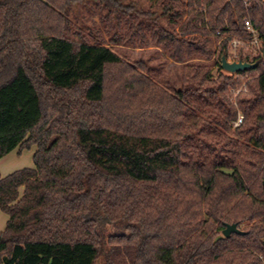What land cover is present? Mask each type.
Returning <instances> with one entry per match:
<instances>
[{"label": "trees", "instance_id": "1", "mask_svg": "<svg viewBox=\"0 0 264 264\" xmlns=\"http://www.w3.org/2000/svg\"><path fill=\"white\" fill-rule=\"evenodd\" d=\"M246 19L264 40V0H0V159L36 147L0 173V264H264V58L234 77L213 49Z\"/></svg>", "mask_w": 264, "mask_h": 264}, {"label": "rangeland", "instance_id": "2", "mask_svg": "<svg viewBox=\"0 0 264 264\" xmlns=\"http://www.w3.org/2000/svg\"><path fill=\"white\" fill-rule=\"evenodd\" d=\"M124 1L126 3H129L131 1H137L140 4V6L146 9L156 10L158 13H161V3L163 0H124ZM83 11L85 12V10ZM86 15L91 20L94 19L97 22H99L98 21L99 14L97 11L96 13L86 12ZM162 20L164 21V24H167L168 22L167 20H165L164 18ZM97 26L100 25L98 24ZM218 47H219V41L215 43L213 49L217 50ZM115 49L117 50L118 53H120L121 55L125 56L126 58L132 61L138 59H144L148 61L149 65L151 66L152 69L151 73L153 74V76L157 75L156 79L162 85L166 86L170 90L176 89L181 85L182 66L180 64H177L172 59H170L168 54L164 50L157 48L153 45L146 46L145 48H134L132 46H127V45H117L115 46ZM217 60H218V55H215L213 56L212 59L206 62L216 63ZM261 66H264V60L261 62ZM218 68H219L218 66H215L213 68L212 74L214 76L218 75ZM236 76L237 75L234 74V77ZM241 78L243 79L244 83L240 87H242L247 80H250L252 76L251 74H247L241 76ZM234 100H236V98ZM34 153L35 152L33 147L31 149H25L23 152L22 151L13 152L8 156L7 159H3V161H0V173L4 176V174H8L9 172L21 168L32 167L34 165V161H33ZM6 221H7V215L5 214V212L0 210V227L5 226ZM98 264H101L100 260Z\"/></svg>", "mask_w": 264, "mask_h": 264}, {"label": "built area", "instance_id": "3", "mask_svg": "<svg viewBox=\"0 0 264 264\" xmlns=\"http://www.w3.org/2000/svg\"><path fill=\"white\" fill-rule=\"evenodd\" d=\"M246 29L249 32L250 36L247 38H243L238 35H229V34H223L220 31L218 32L219 35H221V39L219 40V43L224 38L229 39V54L228 59L230 61L243 59V58H249L248 61H253L256 57L263 56L264 58V40L259 32V30L253 25V23L250 21V19L245 20ZM230 73V72H229ZM236 74L237 73H231ZM246 90V83L236 89L233 90V99L237 98L238 95L241 93V91ZM243 122V115H239L237 121H235L234 126H239Z\"/></svg>", "mask_w": 264, "mask_h": 264}, {"label": "water", "instance_id": "4", "mask_svg": "<svg viewBox=\"0 0 264 264\" xmlns=\"http://www.w3.org/2000/svg\"><path fill=\"white\" fill-rule=\"evenodd\" d=\"M258 65L257 61H248L243 59L230 61L226 54L221 57V68L230 73H238L250 69H255ZM233 232H241L236 223L227 224L223 230L225 236H229Z\"/></svg>", "mask_w": 264, "mask_h": 264}, {"label": "crops", "instance_id": "5", "mask_svg": "<svg viewBox=\"0 0 264 264\" xmlns=\"http://www.w3.org/2000/svg\"><path fill=\"white\" fill-rule=\"evenodd\" d=\"M33 149H34V152H35V150H36V147L35 146H33ZM25 150V149H24ZM24 150H22V152L24 151ZM19 151V148H16L15 150H13L12 152H10L8 155H6L5 157H3V158H1L0 159V161H3V159H7L8 158V156L10 155V154H12L13 152H18ZM34 166V165H33ZM32 166V167H33ZM12 172H14V171H12ZM11 172H9L8 174H10ZM8 174H4V176H6V175H8ZM2 211V210H1ZM6 214V213H5ZM7 215V214H6ZM8 218H9V216L7 215V220H8ZM6 224H7V221H6ZM6 224H5V226H1L0 227V234H1V232L5 229V227H6Z\"/></svg>", "mask_w": 264, "mask_h": 264}]
</instances>
